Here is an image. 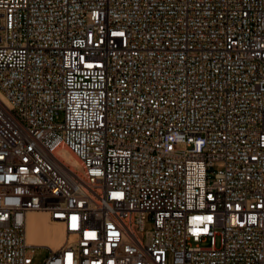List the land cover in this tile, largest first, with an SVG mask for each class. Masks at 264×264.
I'll return each mask as SVG.
<instances>
[{"label": "built area", "instance_id": "built-area-1", "mask_svg": "<svg viewBox=\"0 0 264 264\" xmlns=\"http://www.w3.org/2000/svg\"><path fill=\"white\" fill-rule=\"evenodd\" d=\"M38 247L264 264V0H0V264Z\"/></svg>", "mask_w": 264, "mask_h": 264}, {"label": "bare ground", "instance_id": "bare-ground-1", "mask_svg": "<svg viewBox=\"0 0 264 264\" xmlns=\"http://www.w3.org/2000/svg\"><path fill=\"white\" fill-rule=\"evenodd\" d=\"M62 156L79 166L78 159L67 150L59 151ZM65 238V231L60 222L53 221L45 211H33L28 216L27 241L32 245L57 248Z\"/></svg>", "mask_w": 264, "mask_h": 264}, {"label": "rangeland", "instance_id": "rangeland-1", "mask_svg": "<svg viewBox=\"0 0 264 264\" xmlns=\"http://www.w3.org/2000/svg\"><path fill=\"white\" fill-rule=\"evenodd\" d=\"M43 246V245H42ZM49 253V249L45 248V247H38L35 250V261L38 264H42L43 260L45 259V257L48 255Z\"/></svg>", "mask_w": 264, "mask_h": 264}]
</instances>
